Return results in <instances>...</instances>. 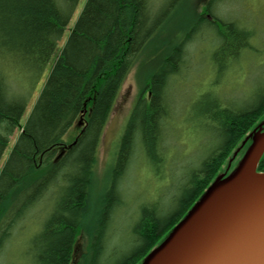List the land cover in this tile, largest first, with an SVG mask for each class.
<instances>
[{
	"label": "trees",
	"instance_id": "16d2710c",
	"mask_svg": "<svg viewBox=\"0 0 264 264\" xmlns=\"http://www.w3.org/2000/svg\"><path fill=\"white\" fill-rule=\"evenodd\" d=\"M79 1L0 0V162L11 137L18 133L0 170V256L20 221L36 214L41 222L30 239L33 264H143L207 188L221 180L219 175L226 178L233 173L227 162L237 161L239 151L246 152L253 137L264 131V84L243 101L226 98L213 88L197 99L202 108L194 111L193 120L210 134L205 153L199 160L192 158L172 207L157 209V203L139 207L131 228L132 248L112 261L110 228L126 204L123 180L137 158L157 177L165 176L170 131L180 132L175 125L185 119H177L183 106L174 93L190 63L187 49L197 33L215 30L220 52L229 50L225 44L234 38V46H248L253 31L238 32L233 21L219 17L218 6L225 0H207L203 9L188 0H87L22 124L29 98ZM179 11L181 18L174 19ZM240 52L225 53L227 61L220 68ZM138 62L141 90L109 178L104 180V192L94 200L98 204L94 215L91 201L98 147L120 90ZM11 67L31 74L27 90H16L11 84L7 71ZM205 96H212V102ZM77 119L82 122L79 133L65 142L63 136ZM223 166L227 170L221 173ZM255 170L264 172V153ZM44 203L52 208L45 210L47 218L42 222L39 213L44 212L40 209ZM84 221L86 226L79 232ZM81 235L86 247L73 263Z\"/></svg>",
	"mask_w": 264,
	"mask_h": 264
},
{
	"label": "rangeland",
	"instance_id": "374dc122",
	"mask_svg": "<svg viewBox=\"0 0 264 264\" xmlns=\"http://www.w3.org/2000/svg\"><path fill=\"white\" fill-rule=\"evenodd\" d=\"M206 1L207 0H188L192 5H200L201 9H203ZM86 2L87 0L79 1L37 88L29 98L28 105L21 119L22 124L26 123L40 91ZM183 10V7H181L180 11ZM217 14L222 19L233 21L234 26H236V31L241 32L242 29L252 30L253 35L249 39L248 46H242L240 42H238L240 44L234 46L236 39L232 38L233 40L231 42L229 40L227 41L228 43L225 44V48L229 50L219 52L218 46L221 42L218 34L213 29L207 30L204 28L197 33L193 40L194 43L188 47L187 54L190 55V63L188 62L179 76L180 82L178 84V90L174 93V98H176L179 106H183L180 110L181 115H179L177 119H185L182 120L181 123L175 125V128L180 132L174 130L170 131L171 136H169L166 143L168 149L166 160L167 168L164 170L165 176L159 175V177H157L142 158H137L131 166L122 184L126 194V204L117 212L116 219L110 228L112 244L109 246L108 250H110L109 259L112 261H117L123 254L127 253L132 248L131 228L133 227V221L135 220L138 210H140L139 207L144 203H157V209L172 207L173 199L180 193L179 187L181 182L184 181L185 174L188 173L192 167L190 166L192 164L191 161H193L192 158L196 157L199 160L203 153H205V146L210 139V134L204 131L200 126H196V121L193 120L194 111H199L200 107L202 108L199 104L201 101H198V103L197 99L205 93L210 92V89L213 88L217 94L225 95L226 98L240 100L249 95L253 89L264 84V0H225L219 4ZM181 16L180 12L173 17L174 19H178L181 18ZM181 20L186 23L185 15H183ZM238 50H241V52L237 54V58L232 60L231 63H227L226 66L224 65L223 68H220V65L225 64V60L227 61L225 53L229 51L236 52ZM215 61L219 62V66ZM8 65L11 64L9 63ZM9 69L10 70L7 68L10 74V81L12 80L11 84L17 87L16 90L22 89L23 87L25 88L24 90H27L31 85V74L27 71L18 70L16 67H11ZM140 71L141 63L138 62L128 74L104 129L97 152V164L95 167L96 179L94 181L93 197L91 201L93 211L97 209V203L94 200L99 197V193L102 192L105 178L106 180L109 178L108 170L115 161L121 136L141 90L142 77L140 76ZM198 93L201 94L196 97ZM205 98H208V101L211 102L213 100L212 96H205L204 99ZM192 101L194 102L192 103ZM207 103L208 102H206V104ZM186 106L188 114L185 117L183 114ZM261 122H264V116ZM81 125L82 122L77 119L65 133L63 140L65 142H72L79 133ZM256 137H258V140L262 139L264 137V131L259 133ZM17 138L18 133H15L11 137L0 162V170L7 160ZM244 155L245 150H240L237 161L235 158H232L227 162L231 171L238 167ZM172 160H174V162H172ZM195 164L196 161H194V165ZM226 170V167L223 166L220 172L223 173ZM222 176L223 174H220L219 178H222ZM223 182L219 183L218 186L222 185ZM48 207L50 210L52 205L44 203L40 208L44 210V212L39 213L42 222L47 218V216H45V210H47ZM90 216L92 217L91 214ZM40 222L41 219H38L36 214L31 218L29 217L22 220L12 236L10 245L6 247L5 254L0 256V264H33V255L29 253V245L30 239L33 236L32 234L38 229ZM161 243L162 241L159 242L157 247L161 245ZM85 247L86 238L81 235L76 244L73 263L79 259L80 253ZM113 250L114 255L112 256Z\"/></svg>",
	"mask_w": 264,
	"mask_h": 264
},
{
	"label": "water",
	"instance_id": "95a60500",
	"mask_svg": "<svg viewBox=\"0 0 264 264\" xmlns=\"http://www.w3.org/2000/svg\"><path fill=\"white\" fill-rule=\"evenodd\" d=\"M264 137L143 264H264Z\"/></svg>",
	"mask_w": 264,
	"mask_h": 264
},
{
	"label": "bare ground",
	"instance_id": "6f19581e",
	"mask_svg": "<svg viewBox=\"0 0 264 264\" xmlns=\"http://www.w3.org/2000/svg\"><path fill=\"white\" fill-rule=\"evenodd\" d=\"M40 204H41V203H40ZM97 210H98V209H96L95 212L93 213L94 215H95V213L97 212ZM164 210H165V209H164ZM165 212H166V211H165ZM25 218H29V216H26ZM21 222H22V221H20V223H21ZM20 223H19V224H20ZM86 223H88V222H86ZM84 224H85V221L80 225V227H79V232L85 228L86 225L84 226ZM87 225H88V224H87ZM11 241H12V240L9 241V245H10V242H11Z\"/></svg>",
	"mask_w": 264,
	"mask_h": 264
}]
</instances>
